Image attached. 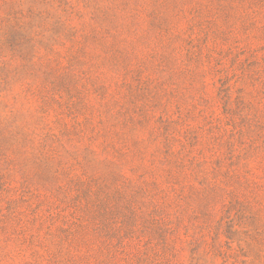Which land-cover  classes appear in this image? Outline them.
Instances as JSON below:
<instances>
[{
  "label": "rangeland",
  "instance_id": "rangeland-1",
  "mask_svg": "<svg viewBox=\"0 0 264 264\" xmlns=\"http://www.w3.org/2000/svg\"><path fill=\"white\" fill-rule=\"evenodd\" d=\"M0 264H264V0H0Z\"/></svg>",
  "mask_w": 264,
  "mask_h": 264
}]
</instances>
